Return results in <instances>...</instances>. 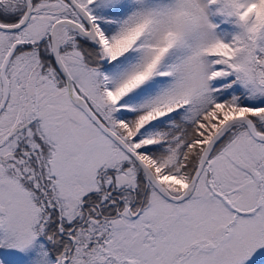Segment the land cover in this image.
Here are the masks:
<instances>
[{
    "label": "snow or ice",
    "instance_id": "snow-or-ice-1",
    "mask_svg": "<svg viewBox=\"0 0 264 264\" xmlns=\"http://www.w3.org/2000/svg\"><path fill=\"white\" fill-rule=\"evenodd\" d=\"M0 264H264V0H0Z\"/></svg>",
    "mask_w": 264,
    "mask_h": 264
}]
</instances>
